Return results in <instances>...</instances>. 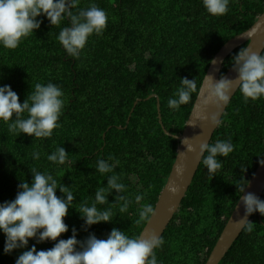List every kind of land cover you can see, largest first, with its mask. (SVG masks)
<instances>
[{"label":"trees","instance_id":"16d2710c","mask_svg":"<svg viewBox=\"0 0 264 264\" xmlns=\"http://www.w3.org/2000/svg\"><path fill=\"white\" fill-rule=\"evenodd\" d=\"M93 2L107 13L108 24L102 36L89 39L79 58L67 57L57 40L60 28L70 26L68 20L53 27L40 17L41 28L16 49L0 47V85H10L21 103L36 83L56 84L65 99L61 127L49 138L12 135L0 122V203L15 199L21 180L31 184L35 167L52 174L58 185L72 187L74 207L90 205L95 190L107 185V176L96 171L97 158L119 160L115 173L126 186L122 195L131 201L128 211L120 213L119 204L113 205L112 222L85 231L80 214L71 208L65 218L69 231L61 239L69 238L73 227L78 240L90 234L106 239L113 228L129 237L142 234L149 219L138 223V210L145 203L156 207L180 145L166 131L182 135L213 58L264 13V0H230L223 16L207 13L202 0H81L80 7ZM247 45L230 54L221 77ZM181 78L195 80L196 91L188 104L172 110L167 101ZM216 140H230L234 151L219 158L223 166L215 176L201 163L162 236L164 244L155 249L158 264H206L239 202L236 185H248L264 158V97L245 102L237 91L211 143ZM57 147L69 154L63 165L47 160ZM35 151L39 160L32 158ZM144 193L137 205L135 196ZM116 195L108 197L109 204L116 203ZM251 222L253 231L244 230L220 264H264V216L257 212ZM4 245L0 232V264H15L28 250L5 255ZM53 245L47 241L36 247Z\"/></svg>","mask_w":264,"mask_h":264},{"label":"clouds","instance_id":"9594fccd","mask_svg":"<svg viewBox=\"0 0 264 264\" xmlns=\"http://www.w3.org/2000/svg\"><path fill=\"white\" fill-rule=\"evenodd\" d=\"M80 3L81 0H0V47L16 49L23 39L41 28L43 20L40 17H45L53 27L68 20L70 26L60 28L57 40L67 57L79 58L89 39L93 35L102 36L108 24L107 13L97 4L93 2L82 8ZM202 3L210 15L223 16L228 11L230 0H202ZM232 66L235 79L222 77L214 81L207 76L208 90L217 106L216 114L211 117L212 126L221 122L220 111L237 90L245 102L264 97V54L244 47L233 56ZM196 87L195 80L181 78L180 86L167 101L168 107L179 110L182 105L188 104ZM31 89L21 103L19 95L10 85H0V122L7 125L12 135L23 134L34 140L49 138L55 129L61 127L59 121L65 107L64 92L51 82L36 83ZM187 147L189 152L195 151L191 145ZM233 151L234 145L230 140L206 141L199 146L200 163L209 175L215 176L223 166L219 158L228 157ZM68 157L65 147H57L47 155V160L55 165H63ZM32 158L39 160L40 153L33 152ZM118 164L119 160L115 157L97 158L96 171L107 176V185L95 190L90 205L84 202L78 207L73 206L76 196L72 187L58 185L52 174L31 168V184L21 180L15 199L0 203V232L5 236L4 254L11 255L16 250L28 249L21 252L15 264H158L155 249L162 247L164 240L154 232L147 236L129 237L125 231L113 228L106 239L90 234L86 239L78 240V230L73 227L72 235L61 239L69 231L65 218L71 208L80 214L85 231L93 225L112 222L113 205L119 204L120 213L128 211L131 201L122 195L126 186L121 182L120 175L115 173ZM259 164L264 167V158L259 160ZM248 187L243 181L236 185L239 205L244 207V216L238 223L243 230L252 232L254 223L249 217L257 212L264 216V199L248 192ZM57 191L62 195L58 196ZM114 192L119 194L115 196L116 203L109 204L108 197ZM145 195L137 194L135 203L140 205ZM106 204L109 206L98 207ZM138 214L139 223L153 217L156 209L145 203ZM31 240L36 243L29 248ZM47 241L54 242L52 248L37 250L36 244Z\"/></svg>","mask_w":264,"mask_h":264},{"label":"water","instance_id":"95a60500","mask_svg":"<svg viewBox=\"0 0 264 264\" xmlns=\"http://www.w3.org/2000/svg\"><path fill=\"white\" fill-rule=\"evenodd\" d=\"M245 44H248L247 47L258 54L264 52V13L259 16L249 30L228 41L213 58L182 135L174 136L166 131L168 136L180 140V145L177 149V156L172 171L156 204V214L149 219L141 235L147 236L154 232L162 237L174 216L178 213L201 165L199 146L206 141L211 143L214 133L221 124L220 122L216 126L211 125V117L216 114L217 106L210 96L207 86V76L212 77L214 81H219L222 77L235 79L236 73L233 71V66L222 77L221 72L230 54ZM237 91L233 93L229 102L220 111V121H222ZM154 97L157 96L154 95ZM137 104L138 102L135 104V107ZM158 111L160 113V104H158ZM159 118L161 119V115ZM184 140H186V144L183 143ZM187 145H191L195 151L189 152ZM248 185L249 187L246 189L248 192H252L259 198H262L264 193V167L259 165ZM173 188L175 189L174 192L172 191ZM243 216L244 207L239 205L238 202L206 264H220L222 262L244 231L242 225L238 223ZM252 216L249 217L250 221Z\"/></svg>","mask_w":264,"mask_h":264}]
</instances>
